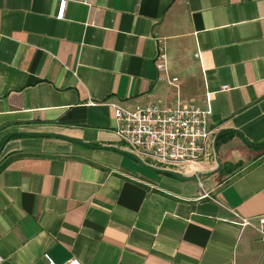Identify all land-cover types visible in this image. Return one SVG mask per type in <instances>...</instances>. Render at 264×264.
Instances as JSON below:
<instances>
[{
  "label": "crops",
  "instance_id": "1",
  "mask_svg": "<svg viewBox=\"0 0 264 264\" xmlns=\"http://www.w3.org/2000/svg\"><path fill=\"white\" fill-rule=\"evenodd\" d=\"M109 103L208 108L205 174L118 151ZM233 212L264 217V0H0V264H263Z\"/></svg>",
  "mask_w": 264,
  "mask_h": 264
},
{
  "label": "built area",
  "instance_id": "2",
  "mask_svg": "<svg viewBox=\"0 0 264 264\" xmlns=\"http://www.w3.org/2000/svg\"><path fill=\"white\" fill-rule=\"evenodd\" d=\"M58 15L61 16L62 11ZM164 58L165 54L160 48L155 63L158 69L164 66ZM221 89L226 90L228 86L224 85ZM109 106L115 135L129 152L144 161L153 160L171 170L190 175L200 170L199 162L211 153V131L207 126L210 114L208 108L192 104L165 107L156 103L137 105L132 109L116 103H109ZM201 197L211 199L206 192ZM233 214L237 218L236 224L242 229L251 226L257 231L260 245L264 249V217L253 222L235 212ZM2 260L0 256V263ZM69 264L78 262L72 259Z\"/></svg>",
  "mask_w": 264,
  "mask_h": 264
},
{
  "label": "water",
  "instance_id": "3",
  "mask_svg": "<svg viewBox=\"0 0 264 264\" xmlns=\"http://www.w3.org/2000/svg\"><path fill=\"white\" fill-rule=\"evenodd\" d=\"M216 148V144H215V140H214V150ZM118 151L120 152H124L128 155H130L131 157H133L137 162H139L141 165L147 167V168H150L152 170H155L157 172H160V173H165V174H169V175H172L178 179H181V180H194L196 178H200L202 175L205 174V172L203 171H197L195 174H190V175H186V174H183V173H180V172H177V171H174V170H171V169H167V168H156V167H153L147 163H145L144 161H142L138 156H136L135 154L129 152V151H125V150H119ZM216 161L217 163H219L218 159H217V154H216ZM220 166V164H219Z\"/></svg>",
  "mask_w": 264,
  "mask_h": 264
},
{
  "label": "trees",
  "instance_id": "4",
  "mask_svg": "<svg viewBox=\"0 0 264 264\" xmlns=\"http://www.w3.org/2000/svg\"><path fill=\"white\" fill-rule=\"evenodd\" d=\"M232 136V133L228 130H222L220 131L215 138V144L218 145L224 141H227Z\"/></svg>",
  "mask_w": 264,
  "mask_h": 264
}]
</instances>
